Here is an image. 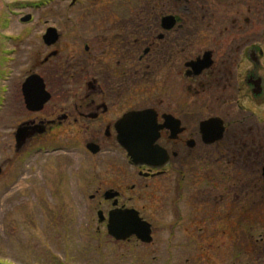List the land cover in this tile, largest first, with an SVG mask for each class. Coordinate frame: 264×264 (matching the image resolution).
I'll return each instance as SVG.
<instances>
[{
	"label": "rangeland",
	"instance_id": "obj_1",
	"mask_svg": "<svg viewBox=\"0 0 264 264\" xmlns=\"http://www.w3.org/2000/svg\"><path fill=\"white\" fill-rule=\"evenodd\" d=\"M73 1L0 0V22L3 18L0 27L3 35L0 41V262L155 264L150 263V259L143 263V256L126 259L125 254L143 251L153 258L161 255L156 253L159 250L164 254L161 260L165 261L171 255L178 258V264H189L188 260L191 264H228L229 258L235 254L230 242L234 234L216 233L218 218L212 217V226L199 245L186 247L198 235L196 223L203 224L200 216L203 207L194 200L196 196L192 200L190 195L202 193L204 184L200 181L209 178L217 182L214 185L216 193H234L237 192L235 186L240 185L244 189L243 208H252L257 218L260 214L263 216L256 224L253 240L245 239L247 232L244 230L241 258L243 264H264V55L259 58L260 67L256 71V75L262 78L263 93L260 97L253 96L245 82V76L251 70L250 59L244 54L233 60L228 56L229 50L243 51L252 43H257L264 52V3H261L264 0H258L262 5L257 15L251 17L243 0L234 6L225 3L210 7L212 22L217 20L218 24L214 25V30L198 34L200 40L195 41L194 55L188 60L195 58L198 52L216 50L214 60L218 66L223 60L228 61L225 63L228 79L221 86L213 85L202 90L193 84L189 91V83L181 76L178 79L180 114L188 111L185 125L197 132L200 122L213 117L221 118L226 124L221 141L201 149L200 144L193 151L195 157L185 168L190 181L180 189L183 194L181 201L174 194L176 179L173 176L149 181L150 186L146 190L130 192L129 189L139 180L136 171L129 168L128 178H124L122 169L125 167L127 170L128 165L116 161V155L103 152L94 156L86 148L89 134L81 131L73 121H68L65 127L49 135H40L37 141L29 142L17 153L16 129L30 118L17 98L20 85L25 80L21 77L26 70L39 66L51 51L58 50L57 46L46 49L43 45L41 35L46 29L56 27L62 34L61 41L69 43L60 52L65 62L70 56L85 55V44L95 32L105 33L113 27L118 33L124 28L126 17L137 16L136 24L144 18L154 17L159 8L156 4L160 2ZM138 1L141 4H137ZM239 13V23L234 25L232 20L238 18ZM27 14H31L33 20L24 24L20 20ZM246 17L252 19L251 25L244 23ZM70 33L85 35L79 41L80 46H77L78 42L74 45L69 40ZM186 58L180 62L184 63ZM55 61L54 67L61 64ZM147 72L142 85L146 98L136 99L132 92L131 109H144L156 104L157 76L155 73L151 75L149 69ZM54 81L51 74L49 82ZM186 101L188 109H184ZM112 188L125 193L123 202L130 196L134 197L133 206L142 210L144 218L153 226V244L134 249L133 244L118 243L108 235L106 224L99 223L98 211L103 210L107 216L108 208L91 196ZM245 193L250 194L246 196ZM178 211L185 219L187 215H193L196 223L189 226L185 220L175 233L178 248H173L169 243L173 240L170 239V229L160 232V225H175ZM213 234L219 236L216 239L220 244L206 242V238ZM257 239L260 240L255 242ZM247 242L256 245L249 253L243 249L249 245ZM209 246H213L211 250H208Z\"/></svg>",
	"mask_w": 264,
	"mask_h": 264
},
{
	"label": "flooded vegetation",
	"instance_id": "obj_2",
	"mask_svg": "<svg viewBox=\"0 0 264 264\" xmlns=\"http://www.w3.org/2000/svg\"><path fill=\"white\" fill-rule=\"evenodd\" d=\"M240 1L160 0L156 4L159 8L154 17H150L149 20L144 18L138 24L135 23V19L138 18L137 16L126 17L125 23H123L124 28L122 31H118V33L114 32L113 27H109L112 30H108L105 33L95 32L92 38L85 44V55L78 54L73 58L70 56L65 62L60 57V52L62 47L67 46L69 43L66 40L61 41L62 34H59L58 41L51 47L44 43V34L41 35L46 49H52L57 46L58 50L51 51L39 66H33L29 70H26L25 75L21 78L25 79V82L31 75L40 76L44 82L46 91L50 93L51 97L40 110H32L26 104L23 93L24 82L20 85L17 98L24 105L30 118L23 124L18 125L16 132L21 125H24L29 128L30 136L21 148L16 149L17 153L22 151L29 142L37 141L40 135H49L51 132L65 127L68 121H73L75 125H79L81 131L89 134L86 148L88 145H94L96 150V153H92L94 156L103 152L116 155V161L125 166L128 165L127 170H125V167L122 169L124 178H128L129 168H133L136 171L139 180L129 189L130 192L146 190L150 186L149 181L173 176L176 179L174 194L181 201L182 198L180 196L183 194L180 192V189L183 188L184 184H187L186 181H190L189 173L185 171V168L190 165V162L195 157L193 151L200 144H202L200 149L207 148L209 144L204 141L200 131V124L197 132L194 131L193 127L184 124L185 117H188V111L186 112L187 114L185 111L183 114H180V108L178 107V79L181 76L183 80L189 83L187 87L189 91L192 90L191 86L193 84L204 90L206 87L213 85L221 86L225 79H228V68L225 66V63L228 61L223 60L222 65L218 66L214 60L216 50H206L203 53L198 52L195 54V58L189 60L188 58L194 55L195 41L200 40L198 34L202 31L214 30V25L218 24L217 20L216 22H212L210 7L225 3L229 4V6H234L235 4H239ZM243 1L246 3L245 7L250 17L257 15L259 6L264 3V1H261V4L258 0ZM137 4H141V2L138 1ZM3 17L5 18V16ZM237 17L232 20L234 25L239 23L241 13L237 14ZM251 20L249 17L243 19L246 25H251ZM2 22L3 18H1L0 27ZM68 37L69 40L73 41L74 45L78 42L77 46H80L79 41L85 35L82 33H70ZM2 39L3 35L0 33V41ZM208 52L211 53V60L213 62L210 68L198 69L196 67L194 69L188 67L190 62L203 59ZM228 52H230L228 56L232 60L235 57L238 59V56L242 54L250 59L251 70L245 76V82L251 94L255 97H260L263 93L262 78L256 75V71L260 67L259 58L264 55L262 48L257 43H252L243 51L239 49V51L229 50ZM185 57H187V60L184 63L180 62ZM55 60L61 64L54 67ZM182 64L184 69H182ZM147 69H149L151 75L155 73L157 76L156 84H158V87L156 88V94H154L156 104L144 109H131L130 99L132 98V92L136 99L146 98L145 87L142 85L145 83V78L148 75ZM1 70L0 66V73ZM51 74L55 78L54 82H49ZM3 78L4 74L1 76V79ZM182 102H184V99ZM187 104V101L183 104L186 107L184 109H188ZM145 109H154L157 112L159 124H164V116L171 115L181 121V127L184 129L177 137H172V132L167 128L161 131L158 144L166 150L170 157L168 164L163 168L152 167L147 164L141 166L132 165L127 151L118 142L117 123L131 111ZM191 143L194 144V147H191ZM162 161V157H156L152 160L153 164H160ZM124 180L123 182H125ZM200 182L204 184V190L200 188L203 190L202 193H196V195L193 193L190 196L192 200L196 196L194 200L198 205H202L203 207V211L200 213L203 228L199 223L194 222L193 215L189 214L185 219L182 213L178 211L180 213L176 215L177 219L174 218L175 225H160V232L170 229L168 230L170 231V239L172 238L173 240L171 239L172 241L169 243H171L173 248H178L179 243L176 241L177 237L175 234L177 230L184 224L185 220L189 223V226L196 223L198 235L196 239L194 238L186 245V247L191 248L199 245L200 240L204 238L207 230L212 226V217L218 218L220 220L215 222L217 224L216 233L223 232L226 234L229 232L230 235L234 234V237H229L233 240H230V242L231 248L235 250V254L229 258V261L226 259L227 263L243 264L241 258L244 227L243 189L240 185H236L237 192L216 193L214 185L217 182L214 179L211 181L208 178ZM110 190L118 193V198L106 199L105 194ZM124 195L125 193L121 192L120 189L112 188L102 192L100 195L98 191L91 198H98L99 204L108 208L107 214L109 215V212L115 208V200L118 201L116 207H134L132 204L134 197L130 196L127 201L123 202ZM248 195L246 194V196ZM101 211L105 214L103 210ZM138 211L141 217L145 219L142 210L138 209ZM249 227L250 230H256L257 226L254 220ZM152 236L153 241L150 243L142 242L136 236H131L126 241H115L133 244V248L137 249L139 246L153 244V226ZM217 237L219 236L215 234L208 236L206 242L218 245L220 244V240H217ZM211 247L213 246H209L208 250H211ZM159 252L161 255H164L161 251H156L157 254ZM136 253L134 251L132 253L126 252L125 257L126 259L132 257L137 259L143 256L141 258L143 259V263L148 262L150 259V263L154 262L155 264L157 262L158 264H178V258L175 256L170 255L164 261L161 260V255L150 258L148 252L142 251V253ZM188 261L191 264L190 260Z\"/></svg>",
	"mask_w": 264,
	"mask_h": 264
},
{
	"label": "water",
	"instance_id": "obj_3",
	"mask_svg": "<svg viewBox=\"0 0 264 264\" xmlns=\"http://www.w3.org/2000/svg\"><path fill=\"white\" fill-rule=\"evenodd\" d=\"M31 19L32 15H27L22 18V21L29 22ZM43 39L46 45H54L59 39L58 30L54 27L48 28ZM212 64L211 53L208 52L203 59L190 62L188 67L204 69L210 68ZM23 93L28 108L32 110H40L51 97L45 89L42 78L38 75H31L26 79L23 84ZM164 119V124H159L157 112L154 109H145L131 111L117 123L118 142L127 151L132 165L147 164L152 167L163 168L168 164L170 157L166 150L158 144L161 131L167 128L172 132V137H177L184 129L181 127V121L171 115L164 116ZM225 130L224 120L219 117H213L200 123V131L207 144L221 141L224 138ZM29 136V128L21 125L16 132L18 149L22 147ZM191 147H194V144L191 143ZM87 148L96 153L94 145H88ZM156 157H162L163 161L160 164H153L152 160ZM262 176L264 179V165ZM117 196L118 193H114L112 190L105 194L106 199L117 198ZM117 205L118 201L115 200L114 206ZM98 218L100 223L107 219L108 233L117 241H125L131 236H136L145 243L153 241L151 223L144 220L139 211L134 208L115 207L109 212L108 218L104 216L102 211H99ZM0 264L5 263L0 262Z\"/></svg>",
	"mask_w": 264,
	"mask_h": 264
},
{
	"label": "trees",
	"instance_id": "obj_4",
	"mask_svg": "<svg viewBox=\"0 0 264 264\" xmlns=\"http://www.w3.org/2000/svg\"><path fill=\"white\" fill-rule=\"evenodd\" d=\"M116 3H120L118 1H115ZM244 190V189H243ZM244 193V192H243ZM246 194V193H245ZM248 194V193H247ZM250 194V193H249ZM252 208H243V218H244V221H243V225H245L243 227V233H244V230L247 232V237H245V239H247L248 241L250 240H253V238L255 237V233H256V230H250V227L249 225L253 222V220L255 221L256 224H258V220L260 219L261 220V214L258 216V218L255 216V214L252 212ZM263 218V216H262ZM247 221V222H246ZM263 222V221H262ZM245 228V229H244ZM258 241L260 239H257ZM256 242V241H255ZM254 242V243H255ZM249 243L248 246L244 247L243 249L244 250H247V252L249 253L250 249L254 248L256 245L253 244V243H250V242H247V244Z\"/></svg>",
	"mask_w": 264,
	"mask_h": 264
}]
</instances>
